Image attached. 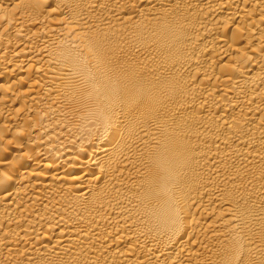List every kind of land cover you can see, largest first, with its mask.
Listing matches in <instances>:
<instances>
[{
    "label": "bare ground",
    "instance_id": "bare-ground-1",
    "mask_svg": "<svg viewBox=\"0 0 264 264\" xmlns=\"http://www.w3.org/2000/svg\"><path fill=\"white\" fill-rule=\"evenodd\" d=\"M0 264H264V0H0Z\"/></svg>",
    "mask_w": 264,
    "mask_h": 264
}]
</instances>
